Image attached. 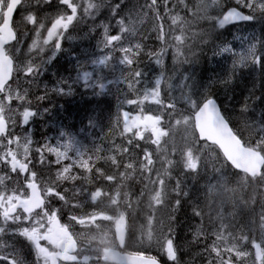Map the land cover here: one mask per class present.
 I'll return each instance as SVG.
<instances>
[{
	"label": "rangeland",
	"instance_id": "rangeland-1",
	"mask_svg": "<svg viewBox=\"0 0 264 264\" xmlns=\"http://www.w3.org/2000/svg\"><path fill=\"white\" fill-rule=\"evenodd\" d=\"M95 1L96 0H94V3ZM81 2L82 0H79L78 3ZM175 2L168 0L167 7L170 9L168 11L165 8L164 0H157V4L153 5L152 8L162 6V9L158 8L161 14L160 19H162L160 20L157 18L155 12L146 7V5L150 3V0H123V4L119 8L120 12L117 11L115 16H111V18L115 19V23L114 30H110V32L115 31L114 34H120L116 25V20L121 17L132 16L133 21L129 24V27L134 28L135 36L125 34V38L123 40L125 46L139 42L143 45L145 53H147L155 52L165 45L173 44V35L177 32L176 26L179 27V25H171L170 22L171 15L173 14L172 7L177 5ZM232 2H234V0H232ZM205 3L206 0H200V7L203 8ZM197 4H199V0H196V5ZM185 5V3L182 4L178 1V6H180L179 8L183 12L184 17L192 18L194 21L195 14L189 11V7H185ZM242 10L246 12L248 11L247 9ZM62 11H67L66 7L59 4L58 0H52L51 4H39L31 8L21 9L17 12L18 14L20 13L18 21L21 20V14L24 12H35L37 17H46V14L49 15L50 18L43 22L45 24V28L40 29L41 47H44L42 40L47 35V28L51 26L52 17ZM126 12H128V14H126ZM212 14H216L215 10H213ZM87 18L88 17H82L78 20V22L74 23V26L70 27L68 33H66V36H69V38H65L62 41V49L55 50L53 53L51 49L46 47V50L43 53L45 63L43 64L40 75L36 78V84L29 85L26 81L31 79V77H25L19 70L16 72L15 79L11 83L13 91L18 89L21 91V94L23 89L27 88L29 90V97L32 99L31 106H35L36 108V115L31 118V122L26 129L20 127L21 118L17 114V125L15 132L12 134L21 135V137H23L25 133L31 135L33 144L30 146L32 150L29 153L30 159L32 160L30 168L37 172V182L41 184V186L46 183H54L56 182L57 172H60L66 166L72 165L68 174L79 176L80 179L75 181L59 182L61 190H63V188L72 189L74 185L77 187H83L87 190L86 194L82 195H75L70 191L67 195L71 202L73 204L77 202L81 203L82 208L69 209L65 207L63 208V212L61 214V222L64 224H68L70 222L69 216L72 214L83 217L81 223H83L85 227L73 222L72 228L70 229L74 233L78 234L80 245L84 249L83 252L86 253L82 252L81 255L94 257L96 254H100L102 249L115 248L114 231L117 226L125 223L128 228L127 236L131 235V243H129L131 245L141 243L136 237V231L129 220L128 213L130 214V207L127 203V191L129 190V186L136 188V184H141L139 188H143V193H146L145 191L149 190L150 194L153 193V188L157 187L166 194L165 196L167 198L172 199L175 202L177 200V194L174 189L177 187H179V190L181 189V180L185 183L191 179V186H186L189 190L187 191V196L182 197H188L193 192L192 187L200 182L203 189L206 191L207 198L210 200L213 210L216 209V215L212 219L203 217V228L208 235L202 237L199 243H195L193 241V234L190 226L200 225L201 220L196 222V218L190 217L189 215L192 216L191 210L187 214L183 215V217L182 214L180 215V224L175 225L176 229L182 231L181 234L185 237L183 240L188 241L190 238L188 242L197 245V249L196 247H192L193 254L191 255L190 253L192 258L189 260L195 264H207L209 257L204 250L206 245H211L214 239V233L216 236L220 237V239H217L215 243L220 252L219 259L222 264H249V260L251 258L248 260H238L236 254L228 251V249L238 248L241 251L245 249L254 251L251 248L252 241H264V176H262L261 179L250 183L244 176L239 174H230L227 172L228 167L225 166L224 169L217 162L218 158L220 159L221 157L217 150L214 147L208 146L207 144L201 143L197 140V136L193 128V119L187 118L189 115V109L186 104L182 103L184 104L185 109L182 110L181 114L179 111H175L174 115H168V112H171L172 110L167 108L164 109V117L161 123V127L164 130L163 132L161 131V127H156L154 121H148L147 123L152 128V132L144 133L145 140L135 138L136 130L139 128L140 124L145 123V121H141L139 119L135 120L132 131L129 132V129L125 126L123 119L121 118V120L117 122L115 117V122H112L109 128L107 127L108 129L106 134L101 138V135L99 134L101 131L100 124L107 126L110 118L102 120L100 117H89L91 119L86 120L85 125L74 128L73 125L68 126L66 124L69 121L65 119L61 120L57 114L51 112V110L55 109V103H57V106L59 105L58 100H70L71 98L76 97V93L80 95L86 94L87 92L93 93L91 88H85L81 85V83H79L82 75L80 73L81 67H86L87 70L93 71L94 75L102 74L105 78V83H107L108 79H112L113 81L119 80L121 78V72L128 71L131 74L135 73L137 70L142 71L145 74V78L151 82L153 77L159 71L154 61L150 60L146 54H142L140 56V62L135 68L126 69L125 66L119 64V58L123 55L119 51L115 53L116 59L110 62V68L104 69L101 66H92L90 61L94 58H99L105 51H107L104 50L102 44H100L102 37L96 35L93 40L89 37V47H85L80 44L79 41L74 39V35L71 34L73 28L76 25H84L85 21H88ZM38 23H40L39 20H37V24L35 25L27 22L24 23L28 24L30 29H32V32L29 35L25 33V35H28L30 38V43L29 38L25 41L26 36L23 35L19 44L10 51L12 55L19 57L20 48L24 49L25 45L29 44L26 51L30 48L29 46L31 45L32 40L35 39V31L38 28ZM161 26L165 29L162 30ZM16 27L20 30L19 25H16ZM214 27L219 30L216 25H214ZM65 41L67 42V47L70 44H73V47H78V52L71 55L72 51L69 47H64ZM247 43H249V41L243 40L242 38L239 43L236 41L235 43H232L233 46H231L235 51H241L247 46ZM48 47H50V45H48ZM47 50H50L51 52L50 57L44 56ZM36 52H39V49H37ZM59 53L68 55L67 60H65L68 64L67 70H65L61 65L63 60L59 62V69L53 68V65L51 64L53 60L59 56L57 55ZM226 55H228L226 56L227 58L221 62H225L229 59L228 62L230 61L229 65H231V54L229 53ZM39 60L40 57L37 56L36 63H38ZM21 62L22 61L17 62V64L19 66H23L24 64ZM166 65L168 73L171 74L173 71L171 50L169 51V55L166 59ZM185 70L193 73L194 76L198 73L196 65L183 66L182 69L179 68L177 72L179 73V71ZM178 79L179 77H177V80ZM177 80L172 81V83L175 84ZM60 81H66L71 88L70 93L68 89H65L64 92L66 93V97L62 96L63 93L54 91L55 88L60 86ZM76 82L77 85L75 84ZM113 86L117 90L119 89L122 91V100L130 97L133 99L137 98L131 93L125 97L124 92L126 91V87L122 83H113L108 85L109 91ZM46 89L53 91L48 92V98L46 100L37 102L35 97L43 95ZM205 89L207 88L202 87L197 92L203 93ZM171 95L173 99H175L179 96V91H174ZM94 96L97 97L99 94H94ZM216 97L218 99L222 98L219 95ZM163 99L166 103L169 102L167 92L164 93ZM121 101L117 106L120 113L122 111H129L133 114L138 113L139 108L136 105L129 106L126 103L121 104ZM20 103L21 102L19 101L13 100L10 107L16 108L20 106ZM49 103L52 107L47 108L44 106L45 109H43V105ZM5 107H7V104H5ZM144 109L146 113L151 112V114L154 115L160 114L159 106L147 101L144 104ZM37 110L39 111V114ZM111 120H113V118H111ZM128 123L133 122L128 121ZM37 127H40L46 134L43 140L41 139L39 141L37 138ZM121 128H123V130H121ZM170 129L173 130L172 135H169ZM153 134L156 139L155 144L150 142L151 139H154V137H152ZM175 134L176 138H173ZM131 138L133 139V143L132 145H128L127 140ZM69 142H71V144H69ZM46 143H50L57 147H62L64 145L65 154H69V158L63 159L59 164H57L55 163V155L44 150L43 154L45 156V161L44 163H40V154L36 153L34 149L36 147L43 148V145ZM137 145H139V148L136 147ZM15 147V145H12V148ZM125 148H130L131 151L125 152ZM144 149H148L151 152L152 155L149 159L154 162L152 165H148L147 160H142ZM3 152L4 149L0 147V155H3ZM133 153L135 155H133ZM189 153H191L193 162L198 165V171L194 172L185 170L184 162L188 160ZM20 158L22 159L23 157L21 156ZM99 164L102 166L99 167ZM105 167L112 168L111 176L114 181H111L110 185L109 183H105L107 182L105 180L109 179L108 177L107 179H104V176H106L104 175ZM141 167L144 172V176L141 177L139 174L141 182L136 183L135 180L132 179V176L135 172L139 171V168ZM221 168L224 169L223 175L225 174V179H222L217 175V173L219 174ZM159 169H163L165 172L163 178H161L163 183H161L160 178H153V175ZM5 174L10 177V179L6 180V185L9 190L17 186V181L19 182L18 186L20 188L24 187L19 174L11 173L8 165L0 162V175ZM170 175L172 176L171 180L169 179ZM177 180L179 181V185H177ZM89 181L91 184H88ZM211 185H215L216 187L213 188ZM257 186L263 188V196L252 192V188H256ZM95 189L97 190L95 197L97 202L95 201V203H93L90 200L89 193ZM147 201L148 203L151 202V198L149 197ZM61 204L62 202L58 200L53 199L52 201V206L56 208H60ZM149 205L151 207H162L163 203L161 206H157L154 201V203L151 202ZM244 210H248L247 217L249 218V221L247 224L251 228V236L248 232L245 235H242L241 232H238V234L235 233V225L238 218L237 213ZM0 224H2V221H0ZM20 226L27 225L22 224ZM16 227L17 225L12 224L11 222H9L7 226L10 230L15 229ZM244 238L248 239V243L243 242ZM0 243L5 245L3 249H0V254H13L16 252L19 253L20 258L23 259L26 264H36L32 246L14 231H6L2 236H0ZM135 253L140 254L137 252ZM212 256L215 257V253H212ZM260 256V249L257 248L255 255L257 264H260ZM164 258L166 262L171 263L170 261H167L166 257ZM0 264H6V262L0 261ZM89 264L101 263H95L93 260H90ZM189 264L192 263L189 262ZM213 264H216L215 259Z\"/></svg>",
	"mask_w": 264,
	"mask_h": 264
},
{
	"label": "snow or ice",
	"instance_id": "snow-or-ice-1",
	"mask_svg": "<svg viewBox=\"0 0 264 264\" xmlns=\"http://www.w3.org/2000/svg\"><path fill=\"white\" fill-rule=\"evenodd\" d=\"M183 4L184 0H180ZM8 0H0V23L3 22L5 18V13L7 9ZM52 0H17L15 8L11 11V21L9 27L12 30V38L7 40L6 44H11L15 41L17 27L16 25L20 23H30L37 24V16L35 12H24L21 14L20 21H14V16L21 9L31 8L39 4H51ZM58 3L65 6L67 11H62L52 17L51 26L47 28V35L42 40L44 47H41V32L40 29L45 28V24L40 22L38 28L35 31V39L32 40L28 53L31 54L36 52L35 56L29 57V59L24 63L23 66H19L12 55L10 50L5 46L3 49L5 55L8 56L9 60L12 61V74L9 75L8 81L5 84V90L0 91L2 98H0V116L4 118V127L0 129V147L4 149L3 155H0V162L8 165L10 172L13 174L19 173L24 176V187L20 188L19 182L17 181V186L8 189L6 185V180L10 179L7 174L0 175V236H2L6 231H14L19 236L23 237L33 248L35 262L36 264H89L90 260L100 261L102 260L104 264H130V256H121L118 252L112 250L111 248L104 249L102 254L99 256L89 257L81 255L84 249L81 247L78 234L74 233L72 230V223L79 224L81 226L85 225L81 223L83 217L76 214L69 216V223H61V214L63 208H82V204L77 202L73 204L68 197V193L71 191L75 195L86 194L87 190L83 187L73 186L72 189L63 188L61 190V185L59 182L62 181H75L80 179L79 176L69 175L72 165L64 167L60 172L56 174V182L51 184H44L41 186L37 182V172L30 168L32 160L30 159V151L32 150L30 146L33 144V139L30 134L25 133L23 137L21 135H13L17 125V114L21 118L20 127L28 128L31 118L36 115V108L32 107V99L29 97V90L24 88L21 91L15 89L13 91L11 87V81L13 79V74L18 70L21 71L25 77H31L26 82L29 85L36 84V78L40 75L42 71L45 59L43 58V53L46 50V46L53 45V41H58L54 44L52 50L62 49V41L69 36H66L70 27L74 26L75 22H78L82 17H91L99 13L100 9L104 7L103 0H98V2H92V0H82L81 3H77L76 0H58ZM232 0H206L204 7H200L199 4L196 5L197 11L200 13V19L211 21L216 24L220 29L225 28L226 25L232 24L234 22H244L255 20L259 18H264V0H234L235 7L231 6ZM157 4V0H150V3L146 5L151 11L156 13L158 19H160V12L158 8H152L153 5ZM165 8L167 9L168 0H164ZM187 7V5H185ZM119 5H115L113 13L115 15L116 10ZM242 9H247L248 12L245 13ZM215 10V15L212 14ZM167 14V13H166ZM49 16L43 17V19H49ZM162 20V19H160ZM133 21L132 16L121 17L116 20V25L119 29L120 34H110V26L108 24H102L103 29L102 39L100 44H102L103 49L107 50L99 58H94L90 61L92 66H101L104 69L111 67L110 62L116 59L115 53L119 51L123 55L119 58V64L126 67V69L135 68L140 62V56L147 55L150 60L154 61L155 65L158 67V73L153 77L150 82L145 78V74L142 71L137 70L135 73L121 72V78L117 81L108 79L105 83V78L102 74H95L93 71L87 70L86 67L80 68V73L82 74L79 83L85 88H91L94 94H99L101 96L106 95L109 91L108 85L113 83H122L126 87L124 92L125 97L129 93L136 96V99H125L121 101V104L126 103L129 106L136 105L139 108L138 113L133 114L129 111H122L120 115L116 117L117 122L123 119L125 126L132 131L135 120L139 119L145 121V123L140 124L139 128L136 130L135 138L140 140H145L144 133L152 132V128L147 123L148 121H154L156 127H161V123L164 117V109H171L168 115H174L178 108L177 101L184 103L188 106V119H192L197 113L202 110L205 113H211L214 117L213 123L217 129H224L230 132L233 136L240 139V147L248 148L249 143L242 141L239 134L229 126V121L222 114L221 107L217 103V100L213 98L211 92L205 89L203 93H198V82L193 73L188 71H176L177 68L182 69L184 65H193L199 63V52L193 50L194 44H208L210 39L206 38L210 34L206 31L193 32L191 37L186 35L182 28L180 29L179 35H173V44L165 45L164 47L156 50L155 52L145 53L144 47L141 43H132L127 46L123 43L125 34L130 36H135L134 28H130L129 24ZM183 18L177 13L171 18V25H181ZM162 28V26H161ZM189 39L193 43H189ZM264 41H261L258 37L251 38V41L247 43V46L241 51H235L232 46L224 44L217 45V50L213 51V56H224L225 54H231V65L226 72V75L217 81L212 83H218L221 86L228 87L233 84L237 75L240 74L242 70L256 69L264 70ZM171 50V62L173 65V71L171 74L168 73V68L166 65V59ZM202 51V48L200 49ZM39 56L40 60L38 63H33L36 57ZM177 77L179 79L177 80ZM177 80L175 84L172 81ZM57 88L54 91L63 93L65 89H68L69 93L71 91L70 86L66 81H60ZM63 85V86H62ZM166 86V87H165ZM179 91L180 95L173 99L172 92ZM53 90L46 89L43 95H38L35 97L37 102H42L48 98V92ZM119 91V89H118ZM168 93V101L165 102L163 99L164 93ZM198 97V98H194ZM13 100L19 101L20 106L16 108L10 107ZM150 102L159 106L160 114H151V112L146 113L144 109L145 102ZM7 104V107H5ZM22 107V110H21ZM242 111H247V104L244 105ZM7 113V115H6ZM132 121L133 123H128ZM163 132V128L161 127ZM264 133V127L259 130ZM166 134V133H165ZM151 143L155 144L156 139L153 134ZM202 140H207L206 137H201ZM6 141V143H5ZM23 141V142H21ZM128 145H132L133 139L127 140ZM71 144V142H69ZM254 145V150L259 152L261 148H264V135H260L255 141H251ZM15 145V148L9 147ZM139 148V145L136 146ZM46 150L50 154H54L56 157L55 163L59 164L61 160L68 159L69 154H65L64 145L62 147L53 146L50 143L43 145V148L36 147L34 151L39 155V162L44 163L45 156L43 151ZM125 152H130V148H125ZM133 155H135L133 153ZM151 152L148 149H144L143 159L147 160L148 165H152L154 162L149 159L151 157ZM264 156V152H261ZM23 157L22 159L20 157ZM131 166V165H129ZM184 168L186 171H198V165L193 162L191 153H189V158L184 162ZM243 171V169H241ZM28 174V175H25ZM158 178H159V174ZM246 175L252 176H264V164L260 166L258 170H253L252 173H246ZM172 179V176H169ZM154 183V181H153ZM161 183L163 180L161 179ZM88 184H91L89 181ZM177 185L179 181L177 180ZM215 188V185H211ZM96 189L89 193L91 202L95 203ZM177 196L180 195L179 187L174 189ZM166 194L162 191H155L152 199L156 202L157 206H161L163 203V198ZM187 196V193H184ZM53 199L62 202L60 208L52 206ZM183 207L182 201L177 199L170 207L169 224L166 227V231L163 234V238L157 239L155 243L158 245V250L164 255L167 261L171 264H181L180 260V246L175 242V225L178 223L176 213ZM192 216L195 218H200L201 224L197 226H190L193 234V241L199 243L202 237L208 235L203 228V214L200 209L194 208L192 211ZM154 220V216H153ZM11 222L17 225L15 229H8L7 226ZM27 226H20V225ZM151 225H149V228ZM162 228L164 224L162 222ZM213 241L211 245H206L205 252L207 253L209 259L207 264H213L214 259L216 264H222L220 257V252L216 246L215 241L220 239L213 233ZM145 239L147 243L151 245L153 243V233L148 232L147 237H141V243L143 244ZM45 242V243H42ZM244 243H248V239L244 238ZM191 243V242H189ZM5 245L0 243V249H3ZM251 248L254 251L249 250H239L238 248H230L228 251L234 252L237 259L249 260V264H257L255 259L257 248L260 249V264H264V241L257 242L255 240L251 243ZM215 253V257L212 256ZM203 254V253H200ZM143 258L149 261V264H162L161 260L157 256L145 255L143 253ZM0 261L6 262V264H26V262L20 258L19 253L14 252L13 254H0Z\"/></svg>",
	"mask_w": 264,
	"mask_h": 264
},
{
	"label": "trees",
	"instance_id": "trees-1",
	"mask_svg": "<svg viewBox=\"0 0 264 264\" xmlns=\"http://www.w3.org/2000/svg\"><path fill=\"white\" fill-rule=\"evenodd\" d=\"M92 1L94 2V0ZM171 1L173 2L177 1L175 2L177 5H174L172 7L173 14L171 15V18L172 16L178 13L184 20L182 24L179 25V27L176 26L177 32L175 33V35L180 34L181 28L183 32L189 37H191V34L193 32L206 31L210 34V36L206 37L210 39L208 44L200 45L197 43L193 45L194 51L199 52L200 49L202 48V51H200L201 53L199 52V56H200L199 58H201L199 59V62L201 63L193 64V65H196V68L198 70V73L195 75L196 80L198 79L197 80L198 82L197 91L202 87L207 88L210 92L215 91L213 92L214 94L212 92L211 94L214 98L217 99V101L221 105L222 111L224 112V115L228 119L233 130L239 134L242 141H246L249 143V146L254 147V145L251 144V141H255L256 139H258L260 135H264V133H261L259 131L260 128L264 127V115H263L264 113V70L247 69V71L245 70L246 72L242 70L240 72L241 75L240 74L237 75L233 84L228 87L221 86L218 83L212 84L213 81H217L220 78L224 77L226 75L225 72H227L228 68L230 67V65H228L229 64L228 60H226L223 63L221 62L225 58H227L226 54L224 56H213V51L217 50V45L227 44V45L233 46L232 43H235L236 41H238L239 43V41L242 38L243 40L250 42L251 38L258 37L261 41H264L263 40L264 39V36H263L264 35V18H259L255 20L244 21V22H238V23H232V24L226 25L225 28L223 29L218 28L219 30H217L214 27V25H216L214 22L206 21V20L199 18L200 13L196 9V0L195 1L184 0V3L189 7V11L195 14L194 21L192 20V18L184 17L183 12L179 8L180 6H178V1L180 2V0H171ZM76 2L78 3L79 0H76ZM84 2L86 1L84 0ZM95 2H98V0H96ZM103 3H104V7L100 9L99 14L95 16L96 18L88 17L87 18L88 21H85L84 25H79V26L76 25L71 32V34L74 35L73 36L74 39L79 41L80 44H82L85 47H89L88 46V44L90 43V40L88 39L89 37H91L92 40L95 38L96 35H99L100 37H102V32H103V29L101 27L102 24H108L110 26V30H114L115 19L111 18V16H115L117 11L120 12L119 8L123 4V0H103ZM115 5H119V8L116 10L115 15H114L112 8ZM231 6L235 7L236 5L234 4V2H232ZM161 7L162 6H159L158 8L162 9ZM153 8H157V7H153ZM167 10L169 11L170 9L167 7ZM244 12L247 13L248 11L247 12L244 11ZM126 14H128V12H126ZM46 16H49V15L46 14ZM19 18H20V13L19 14L17 13V15L15 16V21H18ZM37 20H39V22L45 21L43 17H37ZM18 25L20 26V30L18 29L19 30L18 31V34H19L18 41L20 38L21 39L23 38V35L26 36L25 37V41H26V39L29 38L28 35L32 32V29H30L28 24L20 23ZM161 29L164 30L165 28H161ZM25 33L28 35H25ZM114 33L115 31L110 32V34H114ZM57 42L58 41H53L52 42L53 45L50 44V47L48 46L46 47L52 50L54 44ZM188 42L193 43L191 39H189ZM29 43H30V38H29ZM66 43L67 42L65 41L64 47H67ZM28 45H25V48L22 50L21 54L19 55V58L18 56L14 58L15 61H22L21 63L24 64L29 59L30 55L31 56L36 55V52L29 54L28 50L26 51V49L28 48ZM68 47L72 51L71 55L73 53L78 52V47H73V44H70ZM54 52L55 51H53V53ZM50 55H51L50 50H47V52L44 54V56H47V57H50ZM57 55L59 56L56 57L51 63L53 65V68L59 69L60 68L59 62L63 60V63L61 65L64 67L65 70H67L68 64L67 62H65V60H67L68 55H65L63 53H59ZM33 63H36V60L33 61ZM184 66H188V65H184ZM216 68L217 70H214ZM178 69L179 68H177L176 71ZM213 71H215L216 73ZM247 73H250V74L248 75ZM248 77L250 78V80H248L249 79ZM206 81L208 82V84ZM209 81L211 82V84ZM254 82H256V84ZM254 86H256V88ZM75 95L76 97L71 98L70 100H65V99L58 100L59 105L57 106V103H55L54 105L55 109L51 110V112H53L54 114H57L61 120L65 119L69 121L66 124L68 126L73 125L74 128L80 127L81 125H85V121L88 119H91L89 117H92V118L100 117L102 120H107L108 118H110V120H108L107 126L101 125L99 123L101 127V131L99 132V134L101 135V138H102L106 134L107 129L112 124V122H115V117H117L118 115L122 113V112L120 113L117 108L119 102L122 100V96H123L122 91L121 90L118 91L113 86L110 89V91L106 95H103V96L99 95L95 97L94 94L90 92H87L86 94H83V95L76 93ZM218 95L221 96L222 98L218 99L216 97ZM62 96L66 97V94L63 93ZM128 99H133V98L130 97ZM259 99L262 101H260ZM177 104H178L179 109H177L176 111H179V113L181 114L182 110L185 109V106L179 101H177ZM245 104H247V111H242V108L244 107ZM44 106L47 108L52 107L50 103L44 104L43 108ZM80 106L83 109L80 108ZM32 107L35 108V106H32ZM229 108H232V110ZM81 110L82 112L80 113ZM111 118H113V120H111ZM121 130H123V128H121ZM173 138H176V134L174 135ZM193 143H194V138H193ZM260 150L264 152V148H261ZM217 162L223 168L226 166L222 157H220V159L218 158ZM223 168L220 169V172L219 174L217 173V175L221 177L222 179H225L224 178L225 174L223 175L225 168L224 169ZM104 170H105L104 175H106L104 176V179H107V177L112 179V176H111L112 168L105 167ZM227 172H229L230 174H234L229 168ZM256 180H259V179H256ZM105 183H109V185L111 184L108 181ZM180 185H182V187L180 189V196H177V199H180L182 201L183 207L176 213L177 221H178L176 225L180 224L181 214L183 217V215L187 214L190 210L193 211L194 208L200 209L203 214V217H206L208 219H212L216 215V209L213 210V207L210 204V200L207 198L206 191L203 189L200 182L197 185L192 187L193 192L186 198H183L182 196H185L184 193H187V191H189L186 188V186H189V187L191 186V179L185 183L183 180H181ZM140 186L141 184H136V188L129 186V190L127 191L128 193L127 203L130 207L129 209L130 214L128 213L129 220H130L131 225L134 227V230L136 231V237L138 238L140 242H141V237L142 236L147 237L148 232L151 231L153 233V243L149 245L147 243V240L145 239L143 244L138 243V244L131 245L130 244L131 235H129L126 240L125 246L128 250L133 251V252H138L142 254L145 253L146 255L157 256L163 264H171V263L166 262L164 258L165 256L159 252L158 245L155 243V241L157 239L162 240L163 238V234L166 231L167 225L169 224V216L172 214L170 212V207L174 203V201L164 196V202H163L162 207H151L149 205L150 202L148 203L147 200L149 199L151 195L155 193V191L157 190V187L153 188V193L150 194L149 190H146L145 191L146 193H143V188H139ZM252 189H253L252 192H255L263 196V188H261L260 186H257L256 188H252ZM247 214H248V210H244V211L237 213V217L240 218V219H237V223H240V225L238 226L235 232L236 234H238L237 231H241V234L245 235L247 232L251 230V228L247 224L249 221ZM153 216H154V220H153ZM189 216L193 217L191 215ZM196 219H197L196 222H199L200 218H196ZM162 222L164 224V228H162ZM149 225H151L150 228H149ZM257 230H258V226H257ZM181 233L182 231L176 229L175 242L180 246L181 251L179 255L181 257L182 264H189V262H191L192 264H195L189 259L192 258V256H190V253L191 255L193 254L192 247H196L197 249V245H194L193 243H189L188 241L190 238L188 239V241L183 240V238L185 237L182 236ZM248 234L250 235V233Z\"/></svg>",
	"mask_w": 264,
	"mask_h": 264
},
{
	"label": "water",
	"instance_id": "water-1",
	"mask_svg": "<svg viewBox=\"0 0 264 264\" xmlns=\"http://www.w3.org/2000/svg\"><path fill=\"white\" fill-rule=\"evenodd\" d=\"M16 3L17 0H10L7 8L8 11L5 13V18L0 25V91L4 90L9 75L12 74V61L5 55L3 49L5 46L10 45L6 44V42L12 38V30L9 27L11 21L10 13L15 8ZM213 119L214 117L211 113H205L203 110L196 114L194 117V126L199 140L205 141L200 138L206 137V141L209 144L215 145L227 163L235 170L245 174L252 173L253 170H258L264 164L261 153L249 148H241L240 140L224 129H217L213 123ZM4 123V120H0V129H3ZM249 176L253 177L252 175ZM124 234L125 229L123 227L116 229V239L121 248L123 246ZM119 254L122 257L130 256V264H149V261L143 258V256Z\"/></svg>",
	"mask_w": 264,
	"mask_h": 264
},
{
	"label": "bare ground",
	"instance_id": "bare-ground-1",
	"mask_svg": "<svg viewBox=\"0 0 264 264\" xmlns=\"http://www.w3.org/2000/svg\"><path fill=\"white\" fill-rule=\"evenodd\" d=\"M262 36V35H261ZM264 36V35H263ZM264 40V39H263ZM200 52V51H199ZM201 53V52H200ZM204 54V53H203ZM207 56V55H206ZM228 56V55H227ZM200 57V56H199ZM201 57H203V56H201ZM199 59H201V58H199ZM203 59V58H202ZM204 59H206V58H204ZM210 59V58H209ZM229 60V59H228ZM208 62V61H207ZM210 62V61H209ZM230 62V61H229ZM199 63H201V62H199ZM212 63V62H211ZM223 63V62H222ZM208 64H210V63H208ZM226 64V63H225ZM223 65V64H222ZM229 65V64H228ZM228 65H226V66H228ZM220 66V65H219ZM225 67V66H224ZM208 68V67H207ZM213 68V67H212ZM223 69V68H222ZM229 69V68H228ZM190 70V69H189ZM195 70V69H194ZM214 70H217V68L216 69H214ZM225 70V69H224ZM223 70V71H224ZM207 71V70H206ZM211 71V70H210ZM245 71V70H244ZM247 71V70H246ZM245 71V72H246ZM197 72V71H196ZM196 72H194V73H196ZM209 72V71H208ZM213 72H215V71H213ZM217 72H219V71H217ZM220 72H222V71H220ZM216 73V72H215ZM226 73V72H225ZM248 75L250 74V73H247ZM196 75V74H195ZM241 75V74H240ZM200 76V75H199ZM198 77V76H197ZM209 77H211V76H209ZM244 77V76H243ZM242 77V78H243ZM202 78V77H201ZM247 78V77H246ZM249 78V77H248ZM204 79V78H203ZM202 79V80H203ZM212 79V78H211ZM215 79V78H214ZM213 79V80H214ZM239 79V78H238ZM198 80V79H197ZM243 80H245V79H243ZM247 80V79H246ZM248 80H250V78L248 79ZM258 80V79H257ZM199 81H201V80H199ZM207 82V81H206ZM210 82V81H209ZM250 82V81H249ZM204 83V82H203ZM255 84H256V82H254ZM207 84H208V82H207ZM210 84H211V82H210ZM213 84V83H212ZM218 85V84H217ZM245 86V85H244ZM251 87V86H250ZM255 88H256V86H254ZM260 87V86H259ZM258 87V88H259ZM214 88V87H213ZM223 88V87H222ZM211 89V88H210ZM224 89V88H223ZM258 91V90H257ZM212 92V91H211ZM250 92V91H249ZM248 92V93H249ZM213 93V92H212ZM260 93V92H259ZM214 94V93H213ZM234 97V96H233ZM263 98V97H262ZM235 99V98H234ZM260 100V99H259ZM260 101H262V100H260ZM258 104H259V102H258ZM84 107V106H83ZM235 107V106H234ZM79 108V107H78ZM80 108H82L81 106H80ZM83 109V108H82ZM229 109H231L232 110V108H229ZM236 109V108H235ZM262 109V108H261ZM78 110V109H77ZM80 110V109H79ZM239 111V110H238ZM82 112V110L80 111V113ZM78 113H79V111H78ZM263 115H264V113H263ZM78 116H79V114H78ZM81 116H82V114H81ZM80 116V117H81ZM36 132H37V138H38V140L40 141L41 139L43 140L44 138H45V136H46V134H45V132L44 131H42V129L40 128V127H37L36 128ZM47 132H49V131H47ZM102 165H100L99 167H101ZM139 174H140V176L141 177H143L144 176V172H143V170H142V167L141 168H139V171H137V172H135L134 173V175L132 176V179H134L135 180V182L136 183H138V182H141V177H139ZM157 174H159V178L161 179V178H163V176H164V174H165V172H164V170L163 169H159L154 175H153V178H155V179H159L158 178V175ZM139 179V180H138ZM121 205V204H120ZM192 207V206H191ZM190 208V207H189ZM67 209V208H66Z\"/></svg>",
	"mask_w": 264,
	"mask_h": 264
}]
</instances>
